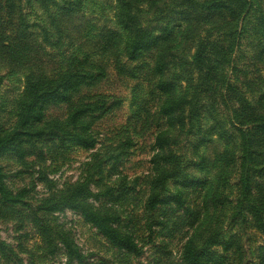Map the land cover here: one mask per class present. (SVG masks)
Segmentation results:
<instances>
[{
	"label": "trees",
	"instance_id": "16d2710c",
	"mask_svg": "<svg viewBox=\"0 0 264 264\" xmlns=\"http://www.w3.org/2000/svg\"><path fill=\"white\" fill-rule=\"evenodd\" d=\"M108 1L111 21L98 26L78 17L95 0H0V83L17 73L21 80L0 122V218L29 227L43 258L61 254L64 264H84V255L55 221L63 210L121 254L138 258L164 234L179 244L177 264H264V245L255 261L240 245L249 229L264 239V89L255 86L256 77L264 82V0ZM65 38L58 66L40 69L34 54ZM105 57L118 76L146 85L131 114L138 129L153 128L142 177L117 169L133 136L97 148L96 121L121 103L90 91L107 76ZM181 143L188 157L177 153ZM74 148L94 150L82 175L50 186L45 171ZM2 158L30 181L9 183ZM35 181L49 191L33 200ZM13 255L0 239V264Z\"/></svg>",
	"mask_w": 264,
	"mask_h": 264
},
{
	"label": "rangeland",
	"instance_id": "374dc122",
	"mask_svg": "<svg viewBox=\"0 0 264 264\" xmlns=\"http://www.w3.org/2000/svg\"><path fill=\"white\" fill-rule=\"evenodd\" d=\"M100 0L95 2H89L83 7L82 14L79 13V19L82 21L89 20L96 23L98 26L105 21H111L112 12L108 0H104L100 5ZM39 15V14H38ZM36 19V17H32ZM40 22V18H37ZM31 22H34L31 20ZM37 22V23H39ZM39 26V24H37ZM42 24V23H41ZM108 25L109 22H107ZM80 34H70L71 38L75 40ZM65 38L64 45L57 48H51L48 46L42 47L37 53L36 57L37 65L40 69L51 71L58 66L60 56L69 51V44ZM40 42V41H38ZM67 53V52H66ZM105 63L107 68V76L105 79L92 86L90 91L99 92L103 94L117 96L121 99L120 105L109 110L102 115L95 123V128L98 133V147L101 145L109 144L121 135L129 134L133 136L134 144L129 148V153L125 158L121 159L117 163V169L126 174L129 178L135 176H144L148 171V159L152 152V131L153 128L138 129L137 123H133L131 114L135 109L133 105L134 94L136 97H142L146 99V85L142 81L130 80L122 76H118L113 69L112 59L105 57L100 59ZM0 74L4 73V70L0 68ZM260 78L264 79L263 69L259 71ZM257 80L255 86H260L264 89V82ZM142 82V83H141ZM20 74L8 75L0 83V122H8V114L10 109V103L15 97L16 93L21 89ZM2 105V106H1ZM135 106V107H134ZM204 123H207L204 121ZM124 128L127 132L122 131ZM138 129V130H137ZM177 153L182 154L183 157H188L189 147L183 143L179 144L176 148ZM94 150H81L72 149L65 153V157L56 163L50 164L45 171L48 179H51L53 186L56 189L64 187L67 183L76 181L83 173L84 163L90 160L91 153ZM1 163L5 166V169L10 173L9 183L13 186H21L30 181V176L26 173L17 176L13 175L18 166L13 162L2 158ZM193 168H189V171H193ZM206 172V171H205ZM199 173L200 177H204V173ZM115 171L110 174L111 180L115 177ZM34 177V176H33ZM14 183V184H13ZM231 190V188H230ZM49 191L48 186L35 181V186L31 194L34 196L33 200L38 199L44 195H47ZM134 207V206H131ZM56 223L60 224L63 229L70 232V235L74 238L76 245L79 247L80 252L84 255L82 260L84 264H177L178 263V249L179 244L176 240L169 239L164 234L156 236L158 244L144 246L141 255L136 258L132 254H121L112 247L99 235L95 228L83 221L80 215L71 210H63L53 213ZM226 230V228H225ZM0 239L11 246L16 251L18 257L12 256L10 264H18V260L22 259L23 264H64V259L61 254L57 256H42L40 253L39 238L29 227L18 228L15 220L11 218H0ZM240 245L243 255L249 260H256L257 247L264 245V239L262 236L253 229L248 230V236L240 235ZM219 250V248H218ZM168 253V254H167ZM226 254V253H225ZM243 261V259L241 260ZM228 263H234V258L228 253Z\"/></svg>",
	"mask_w": 264,
	"mask_h": 264
}]
</instances>
